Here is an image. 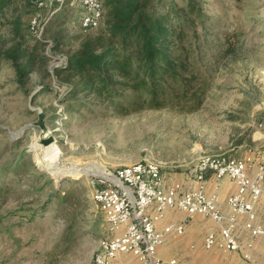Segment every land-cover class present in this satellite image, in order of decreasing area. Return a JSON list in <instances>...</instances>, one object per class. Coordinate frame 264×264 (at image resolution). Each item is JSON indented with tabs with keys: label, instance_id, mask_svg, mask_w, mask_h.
<instances>
[{
	"label": "rangeland",
	"instance_id": "rangeland-1",
	"mask_svg": "<svg viewBox=\"0 0 264 264\" xmlns=\"http://www.w3.org/2000/svg\"><path fill=\"white\" fill-rule=\"evenodd\" d=\"M198 1L203 16L194 26L185 24L183 41L196 79L190 90L173 88L159 109L121 113L96 96L64 100L68 86L57 76V62L78 48L74 36L83 32L74 4L72 20L48 26L60 48L25 84L10 64L1 65L0 168L7 172L1 178L0 264H91L106 234L95 188L148 151L166 162L165 172H189L202 154H264V0ZM55 5H40L42 22L63 8ZM52 144L61 149L53 165L59 175L37 155ZM16 162L23 172L18 176ZM69 189L72 201L65 206L60 199Z\"/></svg>",
	"mask_w": 264,
	"mask_h": 264
},
{
	"label": "trees",
	"instance_id": "trees-1",
	"mask_svg": "<svg viewBox=\"0 0 264 264\" xmlns=\"http://www.w3.org/2000/svg\"><path fill=\"white\" fill-rule=\"evenodd\" d=\"M45 1L0 0V68L3 63L10 64L19 84H25L31 72L49 60L45 53L48 40L53 42L54 53L60 48L59 39L48 35V26L72 20L76 11L71 6L72 0L63 2V8L52 12L46 22L45 37L37 38L32 35L31 20L41 10L39 3ZM102 2L104 15L100 30H82L76 34L78 48L68 56L66 64L56 70L57 76L64 75V80L59 81L68 86L64 100L96 96L115 110L126 113L143 108H162L173 88L190 90L197 74L192 72L190 51L183 44L188 33L184 26H194L195 21L203 16L200 2ZM2 32L9 36L8 40L1 36ZM207 82L204 80L209 84ZM195 100L196 108H199L202 99L197 96ZM22 157L23 153L18 154L17 161ZM6 168H0V205L5 193L3 185H6L1 178L7 172ZM12 172L16 176L23 173L17 162ZM70 192L69 189L61 196L62 205L71 203ZM51 200L48 198L46 203Z\"/></svg>",
	"mask_w": 264,
	"mask_h": 264
},
{
	"label": "built area",
	"instance_id": "built-area-1",
	"mask_svg": "<svg viewBox=\"0 0 264 264\" xmlns=\"http://www.w3.org/2000/svg\"><path fill=\"white\" fill-rule=\"evenodd\" d=\"M57 1L62 6L64 1ZM71 4L80 8L82 30H92L101 25L104 15L102 0H72ZM51 15L43 22L39 14L32 18L30 26L34 37H45L44 26ZM45 53L49 57L55 54L51 40L45 45ZM66 61V58H61L57 64L62 63V66ZM255 156V153L242 157L202 154L194 169L199 185L193 189H184L180 182L168 185L163 174L166 162L151 151L139 161L117 169L111 173L112 177L101 180L102 185L93 192L92 198L104 215L106 234L100 239L91 264H177L175 258L163 261L157 256L158 247L169 236L184 231V223H170L158 229L157 222L168 209H178L188 215L203 213L219 224L227 219L228 223L221 226L219 234L209 232L205 236L204 246L207 249L217 247L241 251L246 259H251L235 230L247 231L252 238L264 234V227L254 221L255 203L264 191V162L254 175L250 174ZM208 171L214 182L211 192L207 191ZM224 178L237 186L236 192L227 199L228 217L218 203V189ZM238 216H245V220L240 222ZM247 247H252L251 241Z\"/></svg>",
	"mask_w": 264,
	"mask_h": 264
},
{
	"label": "crops",
	"instance_id": "crops-1",
	"mask_svg": "<svg viewBox=\"0 0 264 264\" xmlns=\"http://www.w3.org/2000/svg\"><path fill=\"white\" fill-rule=\"evenodd\" d=\"M263 162L264 154L256 155L250 174L254 175L258 166ZM165 168H163V174L166 177L168 185L180 182L184 189H193L199 185L194 173L195 168L189 172H165ZM207 177V191L211 192L214 188V182L210 171L207 172ZM262 187L264 189V181ZM236 190L237 186L234 182L228 178L222 179L218 189V203L222 212L227 217L230 215L227 199ZM150 211H154V208H150ZM254 212L255 223L264 227V191L255 203ZM238 220L243 222L245 216H238ZM170 223H184V231L181 234L169 236L158 247L157 256L163 261L175 258L177 264H264V234L252 238L247 231L241 229L235 230V234L243 248L247 249L251 254V259H246L241 251H229L217 247L207 249L204 246L205 236L209 232L219 234L221 226L228 223L227 219L222 224H219L203 213L188 215L186 212L178 209H168L164 217L157 222V227L158 229H162ZM249 241L252 242V247L250 248L247 247Z\"/></svg>",
	"mask_w": 264,
	"mask_h": 264
},
{
	"label": "bare ground",
	"instance_id": "bare-ground-1",
	"mask_svg": "<svg viewBox=\"0 0 264 264\" xmlns=\"http://www.w3.org/2000/svg\"><path fill=\"white\" fill-rule=\"evenodd\" d=\"M35 150H37V149H35ZM60 153H61L60 147H58L57 144H52L45 151L44 155H42V156H40L39 154H37V155L39 158V162L42 164V166L45 169H47L49 172L53 173L54 175H59L62 172L57 171V169L53 165L55 164ZM38 158H37V160H38Z\"/></svg>",
	"mask_w": 264,
	"mask_h": 264
},
{
	"label": "water",
	"instance_id": "water-1",
	"mask_svg": "<svg viewBox=\"0 0 264 264\" xmlns=\"http://www.w3.org/2000/svg\"><path fill=\"white\" fill-rule=\"evenodd\" d=\"M52 139L50 138V141H51Z\"/></svg>",
	"mask_w": 264,
	"mask_h": 264
}]
</instances>
